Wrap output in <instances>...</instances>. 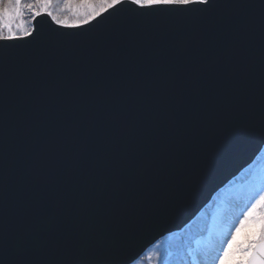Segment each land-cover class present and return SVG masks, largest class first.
I'll use <instances>...</instances> for the list:
<instances>
[{
    "label": "snow or ice",
    "instance_id": "snow-or-ice-1",
    "mask_svg": "<svg viewBox=\"0 0 264 264\" xmlns=\"http://www.w3.org/2000/svg\"><path fill=\"white\" fill-rule=\"evenodd\" d=\"M262 158L264 0H0V264H264Z\"/></svg>",
    "mask_w": 264,
    "mask_h": 264
},
{
    "label": "water",
    "instance_id": "water-1",
    "mask_svg": "<svg viewBox=\"0 0 264 264\" xmlns=\"http://www.w3.org/2000/svg\"><path fill=\"white\" fill-rule=\"evenodd\" d=\"M40 20L45 21V23L42 25L39 24ZM37 24L39 27H43L45 31L49 28L56 27V25L52 24L47 17L38 18ZM58 31H65V29H58ZM187 78L188 77L186 76V79ZM145 102L150 101L146 98ZM259 155V152L255 153V155H252L251 152L242 153L227 163L216 180L209 185L207 189L201 191L192 201H190V203L174 217L167 227L171 228L172 231H179L186 224L190 223L192 219H195L196 216L200 215V213L213 202L212 198L217 192H220L229 181H234L240 177L245 172V169L248 168L249 164H251L252 161L256 159V156ZM163 234L167 235L168 233L164 232ZM155 239H160V236L156 235ZM149 240H152L151 236H149L144 243L147 244ZM152 242L155 241L153 240Z\"/></svg>",
    "mask_w": 264,
    "mask_h": 264
},
{
    "label": "rangeland",
    "instance_id": "rangeland-1",
    "mask_svg": "<svg viewBox=\"0 0 264 264\" xmlns=\"http://www.w3.org/2000/svg\"><path fill=\"white\" fill-rule=\"evenodd\" d=\"M59 7L62 8L63 5H60ZM68 15H70V13ZM26 18L28 19L29 23L32 22L30 14ZM261 164H264V158H262V160L260 161H257L258 166ZM244 173L240 177H238L236 180H234L235 187H239L245 182L246 176L244 175ZM231 195H232L231 193H226L224 197H221V199H225V197H230ZM218 207H219V201H213L212 204L203 212L204 216L201 218V223L204 225L211 224L212 218L216 214ZM142 264H155V261L150 262L147 259H143Z\"/></svg>",
    "mask_w": 264,
    "mask_h": 264
}]
</instances>
